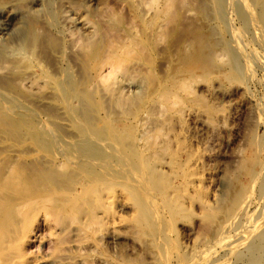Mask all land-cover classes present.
I'll list each match as a JSON object with an SVG mask.
<instances>
[{"label":"rangeland","instance_id":"obj_1","mask_svg":"<svg viewBox=\"0 0 264 264\" xmlns=\"http://www.w3.org/2000/svg\"><path fill=\"white\" fill-rule=\"evenodd\" d=\"M0 65V264H264V0H0Z\"/></svg>","mask_w":264,"mask_h":264},{"label":"bare ground","instance_id":"obj_2","mask_svg":"<svg viewBox=\"0 0 264 264\" xmlns=\"http://www.w3.org/2000/svg\"><path fill=\"white\" fill-rule=\"evenodd\" d=\"M64 17H65V15H64ZM70 17V16H69ZM82 18V17H81ZM67 19V18H66ZM67 22H70V21H67ZM83 22V21H82ZM87 22V21H86ZM85 22V23H86ZM83 24V23H82ZM86 24H88V23H86ZM24 34V33H23ZM20 35V34H19ZM17 35H15V37H16ZM28 35H21V37H22V39L23 40H19L18 39V41H21L22 42V45H21V49L23 50V53H21V56H23L24 58H28L29 56H32V55H34L35 53H36V50H37V47H36V44H34V43H28V37H27ZM35 36V35H34ZM38 38V37H37ZM32 40V39H31ZM36 41H37V39H36ZM39 41V40H38ZM37 41V42H38ZM30 44V45H29ZM8 46V45H7ZM11 50V49H10ZM13 50V52H15V50L14 49H12ZM18 50V49H17ZM5 53V52H4ZM7 53H9V51H7L6 52V54ZM13 54V53H12ZM14 55V54H13ZM12 56V55H11ZM6 59V58H5ZM8 60V59H7ZM9 60L10 61H12L11 60V58H9ZM27 60V59H26ZM4 61V60H3ZM5 62H6V60H5ZM1 64H3L4 65V63H1ZM7 64V63H6ZM13 64V63H12ZM8 65V64H7ZM6 65V66H7ZM1 66V65H0ZM9 66H11L10 64H9ZM9 66H8V69H9ZM2 69H0V71L1 70H5V69H3V67H1ZM6 68V67H5ZM29 68V67H28ZM23 69V68H22ZM6 71H7V69H6ZM9 72H10V70H9ZM3 73H5V72H3ZM2 73V74H3ZM9 74V73H8ZM11 75V74H10ZM4 76V75H3ZM10 77V76H9ZM6 78V77H5ZM1 79H2V75H1ZM31 79V78H30ZM22 80V79H21ZM2 81V83H3V80H1ZM23 83H25L24 81H22ZM27 82V81H26ZM1 83V87H0V89H1V91H0V118L2 117V119H4V118H9L14 112H13V107L11 106V102H12V96H11V94H12V91H10L8 88H7V86H5L4 84H2ZM28 83V82H27ZM26 83V84H27ZM29 83H30V81H29ZM28 83V84H29ZM23 85V84H22ZM28 88V87H27ZM68 92V91H67ZM66 93V92H65ZM74 98V97H73ZM79 114H81V113H79ZM80 117V116H79ZM86 122H87V120H86ZM1 124H3L2 122H1ZM7 126V125H6ZM86 133H90V132H87L86 131ZM96 133V132H95ZM94 134V133H93ZM89 137V136H88ZM98 137L99 136H97V139H98ZM90 138H92V137H89L88 138V140H86V141H84V143H87L86 145H82L81 147L79 146L78 147V149H77V160H78V158H80V159H82V156H85V158L87 159V158H90L91 157V159L93 158V159H96L97 157L99 158L101 155H102V153H101V151H99V149L98 148H96V147H92L93 145L91 144V143H94V140H92V139H90ZM96 137H94V139H95ZM87 139V138H86ZM99 140V139H98ZM97 140V141H98ZM104 140H106V139H104ZM93 141V142H92ZM100 141H101V138H100ZM103 142V141H102ZM104 142H107V141H104ZM99 144V143H98ZM104 144V143H103ZM106 144V143H105ZM3 145V144H2ZM102 145V144H101ZM100 145V146H101ZM8 146V145H7ZM99 146V145H98ZM97 146V147H98ZM6 147V146H5ZM115 148V147H114ZM2 150H3V147L1 148ZM0 149V150H1ZM9 149V148H8ZM24 149V148H23ZM22 149V151H23V153L25 154V155H29V153L30 152H28V150H26V151H24ZM105 149V148H104ZM116 150V149H115ZM114 150V151H115ZM44 151V150H43ZM12 152H14V151H12ZM72 152V151H71ZM144 152V151H143ZM4 153L7 155V157L10 159V158H12V156H11V153H10V151L9 150H5L4 151ZM23 153H22V155H23ZM74 153H76V151H74ZM19 154V153H18ZM4 156V155H3ZM104 156V155H103ZM6 157V158H7ZM21 157V156H20ZM26 157V156H25ZM29 157H31L30 155H29ZM34 157V156H33ZM40 157V156H39ZM122 157V156H121ZM148 157V156H147ZM17 158V157H16ZM28 158V157H27ZM26 158V159H27ZM5 159V158H4ZM25 159V158H24ZM31 159V158H30ZM41 159L43 160V158L41 157ZM41 159H37V160H41ZM90 159V160H91ZM18 160H20V159H18ZM22 160H23V158H22ZM21 160V161H22ZM36 160V161H37ZM56 160V159H55ZM64 160V159H63ZM62 160V161H63ZM107 160V159H106ZM20 161V162H21ZM82 161V160H81ZM84 161H86V160H84ZM94 161V160H93ZM127 161V160H126ZM4 162V161H3ZM51 162V161H50ZM55 162V161H54ZM60 163H61V161H59ZM91 162V161H90ZM100 162V161H99ZM107 162H109V160L107 161ZM24 163V162H23ZM26 163V162H25ZM42 163V162H41ZM40 163V164H41ZM56 163V162H55ZM91 163H94V162H91ZM90 163V164H91ZM102 164H103V162H101ZM14 164H15V162L13 163V162H11V161H9L7 164L5 163L4 165V167H2V168H0V172H1V174H0V197H1V195L3 194H5L6 196H8L7 198H9L11 195H13L14 194V192H15V190L17 189V192H18V190H19V186L22 184H24V183H28V181H29V179H28V174L26 173V171H25V169L23 168V167H20V166H18V167H20V169H18V168H16V166L14 167ZM43 164V163H42ZM65 164V163H64ZM99 164V163H98ZM97 164V165H98ZM104 164H107L106 162L104 163ZM103 164V165H104ZM162 164V163H161ZM45 165H47V164H45ZM53 165H54V163H53ZM61 165V164H60ZM82 165V164H81ZM100 165V164H99ZM149 165V164H148ZM67 166H69V165H67ZM101 166V165H100ZM112 166V165H111ZM53 167V166H52ZM55 167V166H54ZM95 167H96V165H95ZM103 167V166H102ZM116 167V166H115ZM118 167V166H117ZM15 168V169H14ZM51 168V167H50ZM62 168H63V164H62ZM61 168V169H62ZM64 168H66V167H64ZM63 168V169H64ZM94 168V167H93ZM93 168H91V169H93ZM97 168V167H96ZM112 168V167H111ZM110 168V169H111ZM43 169V168H42ZM53 169H55V168H53ZM56 169H57V167H56ZM106 169V168H105ZM129 169V168H128ZM131 170L130 171H133L134 172V170L132 169V168H130ZM254 169V168H253ZM52 170V169H51ZM66 170H67V168H66ZM71 170V169H70ZM69 170V171H70ZM103 170V169H102ZM106 170H108V169H106ZM143 170V169H142ZM255 170V169H254ZM40 171V170H39ZM101 171V170H100ZM125 171V170H124ZM99 172V171H98ZM115 172V171H114ZM117 172V171H116ZM256 172L257 171H255V172H253V171H251V180H252V178L254 179V178H256V176L258 175V172H257V175H256ZM50 173V172H49ZM72 173V172H71ZM51 174V173H50ZM96 174H98V173H96ZM115 174V173H114ZM125 174V173H124ZM134 173H132V175H133ZM72 175H74V174H72ZM95 175V174H94ZM119 175V174H118ZM104 176V175H103ZM121 176H122V174H121ZM135 176V174L132 176V177H134ZM150 176V175H149ZM155 176V175H154ZM153 176V177H154ZM99 177V176H98ZM125 178H126V175H125ZM148 178H150V177H148ZM160 178V177H159ZM38 179V178H37ZM151 179V178H150ZM20 180V181H19ZM42 180V179H41ZM91 180H92V178H91ZM134 180V182H138L140 179H137L136 177H135V179H133ZM144 180V179H143ZM142 180V181H143ZM152 180V179H151ZM151 180H150V182H151ZM255 180V179H254ZM258 180V179H257ZM31 181V180H30ZM38 181V180H37ZM56 181V180H55ZM101 181V180H100ZM129 180H127V182H128ZM145 181V180H144ZM20 182V183H19ZM39 182V181H38ZM131 182V181H130ZM129 182V183H130ZM139 182H141V180L139 181ZM138 182V183H139ZM53 183V182H52ZM69 183H71V182H69ZM106 183V182H105ZM104 183V184H105ZM108 183V182H107ZM138 183H136V184H138ZM146 183V182H145ZM144 183V184H145ZM36 184V183H35ZM132 184V183H131ZM134 184V183H133ZM143 184V185H144ZM21 185V186H22ZM58 185V184H57ZM56 185V186H57ZM78 185V184H77ZM97 185H98V183H97ZM101 185H103L102 183L100 184V186ZM106 185V184H105ZM126 185V184H125ZM128 185H130V184H127V186ZM148 185V184H147ZM24 186V185H23ZM34 186V185H33ZM59 186H61V185H59ZM58 186V187H59ZM99 186V185H98ZM37 187V186H36ZM137 187V186H136ZM22 188V187H21ZM46 188H48V187H46ZM57 188V187H56ZM59 188H61V187H59ZM131 188V187H130ZM142 182H141V184L139 183L138 184V189H140V191H143L142 190ZM68 189V188H67ZM86 189V188H85ZM87 189H89V188H87ZM136 189V188H135ZM134 188L132 189V190H135ZM59 190V189H58ZM64 190H65V186H64ZM60 191H61V189H60ZM66 191V190H65ZM69 191H70V189H69ZM106 191V190H105ZM108 191V190H107ZM93 192V191H92ZM92 192H90L89 191V193H92ZM86 193V192H85ZM142 193V192H141ZM144 193V196L142 195V197H143V199H144V202H146V203H149L150 201H147L148 199H147V192H143ZM153 193V192H152ZM87 194V193H86ZM134 194V193H133ZM137 194H139L138 193V191H137ZM2 195V196H3ZM90 195V194H89ZM149 195V194H148ZM133 196H135V195H133ZM139 196V195H138ZM212 196V195H211ZM4 197V196H3ZM42 197V196H41ZM96 197V196H95ZM102 197V196H101ZM5 198V197H4ZM86 198V197H85ZM87 198H89L88 196H87ZM86 198V199H87ZM115 198V197H114ZM139 199H142L140 196L138 197ZM153 198V197H152ZM0 199H2V197L0 198ZM33 199V198H32ZM104 199V198H103ZM137 199V198H136ZM143 199L141 200V201H143ZM150 199V198H149ZM3 200V199H2ZM82 200H84V199H82ZM249 200V199H248ZM247 200V201H248ZM1 201V200H0ZM31 201V200H30ZM76 201V200H75ZM74 201V202H75ZM140 201V200H139ZM140 201V202H141ZM6 202V201H5ZM16 202V201H15ZM85 202V201H84ZM4 203V202H3ZM3 203H0V205H2ZM7 203V202H6ZM5 203V204H6ZM86 203V202H85ZM137 203V202H136ZM143 203V202H142ZM79 204V203H78ZM141 204V203H140ZM149 204H151V203H149ZM149 204L147 205V206H145L146 208H148L149 207ZM16 205V204H15ZM74 206H75V203L73 204ZM73 205H71L72 207H73ZM88 205V204H87ZM8 206V205H7ZM90 206V205H89ZM238 206V205H237ZM78 207H79V205H78ZM82 207V206H81ZM138 207H140L141 208V206H139L138 205ZM150 207H151V205H150ZM148 208L149 209V211H151L150 209L151 208ZM245 207H247V206H245ZM2 208H3V206H2ZM1 208V209H2ZM5 208H6V206H5ZM26 208V207H25ZM241 208V207H240ZM239 208V209H240ZM75 209V208H74ZM152 209H154V208H152ZM243 209V208H242ZM1 211V210H0ZM86 211V210H85ZM239 211V210H238ZM244 210H242V212H243ZM246 211V210H245ZM3 211H1L0 213H2ZM141 212H142V214L143 215H147L148 216V214H147V212H146V210L144 211L143 209H141ZM155 213L156 212H154V210H152V215H154V217H155ZM234 213V212H233ZM241 213V212H240ZM150 215H151V213H150ZM151 215V216H152ZM235 215H239V212H237ZM242 215V214H241ZM240 215V216H241ZM2 216V215H1ZM0 216V217H1ZM142 216V215H141ZM249 216V215H248ZM257 216V215H256ZM264 216V215H263ZM4 217V216H3ZM150 217V216H149ZM235 217V216H234ZM242 217H244V216H242ZM259 217H262V216H259ZM2 218V217H1ZM150 218H152V217H150ZM246 217H244V219H245ZM248 219H250L249 217H247ZM247 218H246V220L245 221H247ZM143 219V218H142ZM233 219V218H232ZM239 219V218H238ZM238 219H237V221H238ZM240 219H241V217H240ZM255 219H257L256 217H255ZM153 221H154V219H153ZM211 221V220H210ZM254 222H255V220H253ZM150 222V221H149ZM241 222V221H240ZM151 223V222H150ZM242 223V222H241ZM264 223V222H263ZM154 224V223H153ZM207 224H209V223H207ZM229 224V223H228ZM15 225V223H13V224H11V227L12 226H14ZM248 225H250V224H248ZM254 225V224H253ZM259 225V224H258ZM9 226V225H8ZM203 226V225H202ZM202 226H201V228H202ZM228 226V225H227ZM237 226H240V225H237ZM250 226H252V225H250ZM235 227V226H234ZM233 227V228H234ZM248 227V226H247ZM206 226H205V229L204 230H206ZM230 228V227H229ZM235 228H237V227H235ZM8 229V228H7ZM202 229V230H203ZM256 229V228H255ZM10 230V229H9ZM201 230V231H202ZM7 231V230H6ZM200 231V232H201ZM255 231V230H254ZM253 231V232H254ZM8 232V231H7ZM204 232H206V231H204ZM209 232V231H208ZM252 232V233H253ZM240 233V232H239ZM255 233V232H254ZM235 234V233H234ZM237 234V233H236ZM264 234V233H263ZM204 235H208V234H203V232H202V234H201V236L202 237H204ZM261 235V234H260ZM22 236V238H23V234L21 235ZM223 237V236H222ZM253 237V236H252ZM262 237V236H261ZM263 237H264V235H263ZM263 237H262V240H264L263 239ZM257 238H259V237H257ZM28 239V238H27ZM22 241L21 239H20V237H19V234L18 233H16V232H12L11 231V233H9V234H7V233H5L4 231H2L1 230V228H0V254L2 253V252H5L6 251V247H9L10 246V244H12L13 242L14 243H16V242H18V241ZM259 240V239H258ZM251 241V240H250ZM260 241H261V239H260ZM249 242V241H248ZM254 242V241H253ZM13 243V244H14ZM19 243V242H18ZM17 243V244H18ZM26 243V242H25ZM259 243V242H258ZM257 243V244H258ZM248 244V243H247ZM255 245V246H257V248H258V245ZM264 244V243H263ZM16 245V244H15ZM244 246H246V244L244 245ZM254 246V247H255ZM263 245H260V247H262ZM20 247V249L19 250H21V245L19 246ZM23 247V246H22ZM241 247V246H240ZM12 248V247H11ZM235 248V247H234ZM239 248V247H238ZM246 248H249V247H246ZM257 248H255L254 249V251H259V250H261L260 248L259 249H257ZM251 249V248H250ZM250 249L248 250V249H246V250H248V251H250ZM264 248L262 247V250H263ZM228 251V250H227ZM251 253H252V251H250ZM254 254V253H253ZM256 257V256H255ZM171 258V257H170ZM6 259V258H5ZM14 259V258H13ZM4 260V259H3ZM2 260V261H3ZM192 260V259H191ZM5 262V261H4ZM206 263V262H205ZM10 264V263H9Z\"/></svg>","mask_w":264,"mask_h":264}]
</instances>
